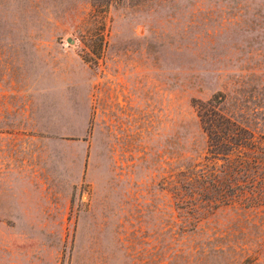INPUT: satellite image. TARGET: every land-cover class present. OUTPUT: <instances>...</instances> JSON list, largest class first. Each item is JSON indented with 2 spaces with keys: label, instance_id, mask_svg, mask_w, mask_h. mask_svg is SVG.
Here are the masks:
<instances>
[{
  "label": "rangeland",
  "instance_id": "1",
  "mask_svg": "<svg viewBox=\"0 0 264 264\" xmlns=\"http://www.w3.org/2000/svg\"><path fill=\"white\" fill-rule=\"evenodd\" d=\"M216 93L264 146V0H0V264H264Z\"/></svg>",
  "mask_w": 264,
  "mask_h": 264
},
{
  "label": "trees",
  "instance_id": "2",
  "mask_svg": "<svg viewBox=\"0 0 264 264\" xmlns=\"http://www.w3.org/2000/svg\"><path fill=\"white\" fill-rule=\"evenodd\" d=\"M218 96L216 93L194 103L200 127L207 138L209 157L224 160L233 173L246 172L252 164L255 167L264 165V146L256 142L247 126L221 112Z\"/></svg>",
  "mask_w": 264,
  "mask_h": 264
}]
</instances>
